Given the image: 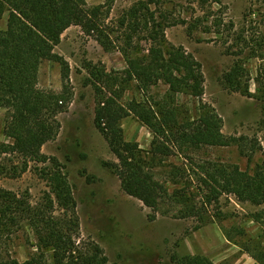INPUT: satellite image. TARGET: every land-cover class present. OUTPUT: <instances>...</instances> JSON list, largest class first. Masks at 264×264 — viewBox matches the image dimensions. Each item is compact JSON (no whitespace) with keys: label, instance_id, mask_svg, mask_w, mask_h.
<instances>
[{"label":"trees","instance_id":"1","mask_svg":"<svg viewBox=\"0 0 264 264\" xmlns=\"http://www.w3.org/2000/svg\"><path fill=\"white\" fill-rule=\"evenodd\" d=\"M152 3L155 2L138 1L110 29L105 24L108 12L103 10V5L90 8L85 0H0V17L8 15L6 29L0 30V110L9 113L4 136L10 141L0 143V177L18 178L34 163L41 165L37 172L48 188L43 198L32 204L28 193L18 194L0 187V244L22 228H28L34 237L36 251L22 264H48L47 254L54 264H106L98 245L79 246V219L72 187L61 164L41 152L46 143L57 137L58 116L67 111L72 100L69 65L54 53L62 34L72 26L93 37L104 49L114 47L125 61L126 68L113 75L88 64L86 85L95 93L94 125L117 160L105 166L118 178L127 195L153 211L151 221L166 198L187 204L188 197L182 192L167 195L166 189L154 181L153 170L167 157L181 153L189 158V151L201 147L237 146L240 154L251 160L260 150L256 141L251 140L248 147L245 137H225L221 118L207 105L200 107L192 121L178 118L179 110L171 102L177 95L200 99L204 78L201 65L191 55L165 40L168 24L155 20V11L149 9ZM112 32L121 34L113 39L109 35ZM234 40L226 48L228 55H235V48L247 43L243 33L236 34ZM142 41L148 45L146 53L140 47ZM250 42L253 45L248 46L245 58L261 62L253 80L255 93H250L249 79L245 80L248 71L241 58L223 75L222 81L227 89L259 103L258 124L264 129V35L251 38ZM246 47L242 46L244 51ZM45 61L60 66L63 81L60 93L38 87L39 69ZM159 83L167 91L166 98L157 103L148 97V92ZM128 90L140 93L142 99L132 98L126 105L122 104ZM129 116L153 135L149 151H142L137 143L124 139L121 121ZM7 156L11 159L7 160ZM6 160L11 163L10 168ZM14 160L18 163H13ZM194 168L191 170L202 195L204 213L223 194L233 196L239 204L264 205V160L245 171L237 165L212 162L196 164ZM202 211L187 207L179 212V218L198 217L206 222L201 217ZM214 216L219 218L220 212ZM251 218L255 222L263 220L264 210ZM235 233L231 235V231L223 230L228 242L240 247L257 264H264V253H255L251 241L248 244L238 241L237 238L245 236L243 230L236 229ZM255 246L259 248V244ZM176 263L213 264L202 256L184 257ZM0 264L18 263H2L0 256Z\"/></svg>","mask_w":264,"mask_h":264},{"label":"rangeland","instance_id":"2","mask_svg":"<svg viewBox=\"0 0 264 264\" xmlns=\"http://www.w3.org/2000/svg\"><path fill=\"white\" fill-rule=\"evenodd\" d=\"M138 1L149 2L85 0L90 8L103 5V10L108 12L105 24L110 29ZM153 1L155 3L150 4L149 9L155 11V20L168 24L164 30L165 40L191 55L201 65L204 78V92L200 99L177 95L171 102L179 110L178 118L192 121L200 107L207 105L221 118V132L225 137H245L248 147L256 141L260 150L251 160L241 155L237 146L201 147L189 151L190 159L181 153L167 157L153 170L154 181L166 189L167 195L182 192L188 197L187 204H177L166 198L155 210V220L151 221L153 211L127 195L118 178L105 166L117 160L94 125L95 93L86 85L88 64L113 75L126 68L125 61L114 47L106 50L79 27L72 26L62 34L54 48V53L69 65L68 87L72 100L67 111L58 116L60 130L57 137L46 143L41 152L61 164L72 187L79 219V246L98 245L106 264H177V260L193 256L205 257L213 264H236L245 257L253 261L240 247L225 239L223 230L231 231V235L236 234V229L243 230L245 236L237 238L238 241L247 244L251 241L250 247H254L255 253H264V219L255 222L251 218L252 214L264 210V205L239 204L233 196L223 194L218 203L208 206L204 213L202 195L198 193V183L191 168L194 170L196 164L212 162L237 165L245 171L264 160V129L258 124L261 119L259 103L227 89L222 81L223 75L241 58L248 71L245 80L249 79L250 93H255L253 80L261 62L245 57L248 46L253 45L251 38L264 35V0ZM7 18V14L0 17V30L6 29ZM178 21L182 22L176 24ZM240 33L248 43H242V46L247 45L245 51L240 45L235 48V55H228L226 48L235 43V35ZM120 34L109 33L113 39ZM140 47L146 53L148 45L145 41ZM62 86L60 66L51 61L43 62L38 87L60 93ZM166 91L167 87L159 83L148 92V97L159 103L166 98ZM132 98L142 99L140 93L128 90L121 103L126 105ZM8 116L6 110H0V143L10 142L4 136ZM121 128L127 142L137 143L139 149L149 151L153 135L136 119L124 118ZM7 160L5 164L10 168L11 163ZM40 167L31 163L29 170L18 178L0 177V187L18 194L28 193L31 203H37L48 191L37 172ZM187 207L201 210V217H205L206 222L198 217L179 218V212ZM216 212H220L219 218L214 216ZM258 244L259 248L255 246ZM35 251L34 237L28 228L16 231L0 244L2 263L16 261L22 264ZM47 262L54 264L50 254H47Z\"/></svg>","mask_w":264,"mask_h":264},{"label":"crops","instance_id":"3","mask_svg":"<svg viewBox=\"0 0 264 264\" xmlns=\"http://www.w3.org/2000/svg\"><path fill=\"white\" fill-rule=\"evenodd\" d=\"M236 264H257V263L254 260L251 261L250 259H248L247 257H245V259L239 260L238 263H236Z\"/></svg>","mask_w":264,"mask_h":264}]
</instances>
